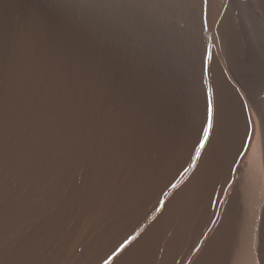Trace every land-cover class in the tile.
Listing matches in <instances>:
<instances>
[{
	"label": "bare ground",
	"instance_id": "1",
	"mask_svg": "<svg viewBox=\"0 0 264 264\" xmlns=\"http://www.w3.org/2000/svg\"><path fill=\"white\" fill-rule=\"evenodd\" d=\"M85 1L94 6L122 9L152 8L158 14L166 16L172 21L171 23L183 25L186 31L192 34L201 33L204 28L208 46L216 37L213 36L216 33L215 19L221 11L224 12L226 8L224 20L222 18V28L225 29L224 24H228L229 27V23L233 24L237 21L233 20L236 19L233 18L236 15L232 17L231 15L234 10L238 12L239 9L242 17L241 14H237L241 20L238 16L237 18L238 22L241 21L243 30L240 29L239 23L233 25L238 24L242 36L247 34L245 35L247 38L252 37L251 42L264 46V0ZM202 7L207 8V17L201 16ZM189 32L188 34H191ZM24 41L22 44L15 43L10 51L0 52V264H103L104 259L126 237L137 232L140 233L137 239L121 254L119 261H115L118 256L114 257L112 264H125L126 262L122 261L130 253L135 256L139 252H145L147 244L158 240L161 243L160 249L150 257V264H190L194 259L192 264L256 263L257 234L254 233L256 212L250 206V204L254 206L253 202L249 204L250 200H248L249 202L246 203L245 199L246 206L243 205L242 213L229 209L231 203L225 210L223 208L225 194L221 195V192L231 174L230 167L242 148L241 145L233 149L229 171L226 172L223 162L228 145L229 148L232 145V136L228 131L231 123L234 122L233 118H236L237 123L239 122L242 111L241 98L229 85L228 80L231 75H228L226 67L221 62L220 66L214 65L215 88L220 102L217 127L213 130L210 144L192 177L173 195L170 193V198L166 202L164 193L171 191L170 182H174L178 173L176 174L177 170L172 168L175 163L172 165V160L165 158L155 146L156 138L153 141L151 137L153 142H150L148 135L139 139L138 144L122 141L119 128L114 127L115 122L108 124L105 120L98 121L97 107L82 99L80 96L82 93L74 91L66 83L67 79L60 76V73L58 75V69L51 68L43 58H40L41 56H38L39 54L30 52L28 41ZM215 41L213 44L216 43ZM236 44L235 42V46ZM208 56H210L209 52ZM204 62L206 71L208 60L204 59ZM232 71L239 86L248 89L249 86L245 84L246 81L248 83L247 74L241 71H237L239 73L236 74L234 70ZM263 88L264 86L261 87ZM258 90L254 94L255 97ZM256 99L254 101L252 98L254 106L258 101ZM262 123L260 122L259 125ZM258 127L262 128V125ZM256 131L260 133L262 130L258 128ZM259 135L258 137L261 136ZM207 136L208 127L204 138L206 139ZM200 145H203V140L200 141ZM196 149L198 155L200 149L199 147ZM181 156L177 157L183 163L185 161L187 163L188 159H183ZM256 188L255 183V194ZM160 200H164L166 204L162 211H157ZM141 224L142 227L145 225L142 229ZM201 244L203 246L197 251V247ZM261 245L264 248V220Z\"/></svg>",
	"mask_w": 264,
	"mask_h": 264
},
{
	"label": "rangeland",
	"instance_id": "2",
	"mask_svg": "<svg viewBox=\"0 0 264 264\" xmlns=\"http://www.w3.org/2000/svg\"><path fill=\"white\" fill-rule=\"evenodd\" d=\"M138 8L139 7H126L124 10L118 7L94 6L91 3H87L85 0H0V52L10 51L16 44H22L25 42L24 40H26V42L28 41V47L31 49L30 52H35L36 55L39 54L38 56H41L40 58H43V61L51 68L58 69V75L61 74L60 76L67 79L66 83H68L74 91L82 93L80 94L82 99L97 107L96 115L98 114V121L104 122L105 120L108 124L109 122L112 124L115 122L114 127L119 128V132L122 135V141H128L127 143L130 142V144H138L139 139L141 140L143 137H148V135L149 139H151L150 142H153L156 138L154 142L155 146L159 148L160 153L165 155V158L172 160V165L175 163L172 168H174L175 171L177 170L176 174L180 169L182 170L183 166H186V161L183 163V161L179 159V156L182 155L181 157H183V159H189V155L193 149L192 147L196 145V141L200 139L202 127L204 138L206 128L211 124L213 101L215 108L214 129L217 127L219 116L218 105L220 102L218 98L219 94L216 92L215 88L214 65L218 64L220 66L222 63L226 67L228 75L232 76H229L230 80H228V83L235 91V94L241 98L240 103L242 111L239 116L240 123H237L235 120L236 118H233L234 122L231 123V129L229 128L228 131V134L232 136V145L230 147L232 150H230L228 145L225 154V161L223 162L226 172L229 171V163L233 149L242 145L246 134L252 136L251 147L247 151V155L243 159H239L238 156L236 158V160L240 161L239 166H235L236 164L234 163L232 166L230 165L229 172L231 174L228 177L230 179L227 178V183L221 192V195L225 194L223 195V198H226L225 200L223 199V208L225 210L228 204L231 203L229 209L232 208L233 212L238 211L239 213H242V210L244 209L243 205L246 206L244 202L246 200V203L250 200L249 204L253 202L252 204L254 206L251 204L250 206L256 212L254 216V218H256V222L254 221L256 223L254 233L257 234H255L256 263L254 264H263L264 255L262 256L261 251L264 248L261 247V244L264 220V133H262L264 130V119H262L264 118V88L261 89V87L264 86V78H262L264 77V50H262L264 46L262 44L256 45V43L252 41L255 43L253 44L250 40L252 37L250 36L247 38V34L245 33H243V35L245 34L246 36H242L240 29H242L243 26H241V21L238 22L239 16L237 15L241 14L240 17H242V13L241 11L239 12V9L238 12L234 10L235 12H232L231 17L236 15L233 17L236 19L233 20L237 21H232L234 22V25L236 22L239 23L240 29L238 24L237 26H234L231 23H229V27L228 24H224V26L226 25L228 28L226 26L225 29L222 28L223 17L225 16L224 13L226 11V8L224 7V12L221 11V14L215 19L217 27L216 25L214 26L216 28V33L214 32L215 34H213V36L215 35L216 37L213 39L216 40V43L213 44V40L209 47L205 40L206 35H204V32L206 30L204 28L201 33L194 32L195 34H192L191 32L186 31L187 29H185L183 25L179 23L177 24L176 22L171 23L172 21L166 16L158 14L156 10H153L152 8ZM202 9L203 12L201 16L207 17V8L202 7ZM239 20L241 19L239 18ZM203 24L204 20L202 22V25ZM232 29L235 30L233 31ZM225 30L226 32H224ZM188 32L191 34H188ZM237 33H241V35H237ZM242 37H244L245 40ZM180 38H182V40ZM234 41L238 45L236 44L235 46ZM234 46L237 49L234 48ZM239 47L242 48V50ZM208 52L210 56H208ZM239 53L241 54L239 55ZM202 59L203 62L201 63ZM204 59H206V61L208 60V66L211 69L207 66V70L205 71ZM254 65H257V67H254ZM230 68L232 69L230 70ZM259 69L262 72H260ZM232 70H234L236 74L240 71L245 75L247 74L249 78L248 83L246 81L245 84L246 86H249L248 89L239 86L235 80V76L233 77L235 74ZM93 78H96V82ZM206 78H208L209 81ZM260 78H262V80ZM259 80L261 82H259ZM185 84H187V86ZM257 90L259 92L256 93L257 96L255 97L254 94ZM252 98L254 101L257 98V105L255 103L254 106ZM260 117H262L261 121L259 120ZM260 122H263L261 124L262 128L258 127L261 126L259 125ZM240 125L243 128H241ZM253 127L256 130H258V128L260 131L262 130L260 132L261 134L256 130L254 131ZM144 131H147L149 134L147 132L144 133ZM258 135L260 137H258ZM151 137L153 138V141ZM202 140L203 139H200V141ZM242 151L243 149L241 148V152ZM228 159L229 161L227 162ZM175 178L177 179L178 175ZM233 182L235 183L233 184ZM255 183L258 188H256L257 195L254 190ZM183 184L179 188H181ZM248 185H250V187ZM258 186H260V188ZM176 190L171 189L167 195L168 197L166 196V202L170 198V193L173 195ZM248 191L252 195L255 194L253 195L254 198ZM255 198L259 200L261 199V201H257ZM166 202L164 203V206ZM258 202L261 205H258ZM256 206L258 209H256ZM144 226L142 227L141 224L140 228L142 229ZM140 228L138 229L140 230ZM149 244L150 246L148 247ZM149 244L146 245L147 250L145 252H139L135 256H132L133 254L131 255L130 253L128 257L121 261L123 263L126 262L125 264H150V257L160 249L161 243L160 240H158L157 242L152 241V243L150 242ZM121 254L115 261L120 260ZM195 258H197V256ZM194 261L195 259L193 262Z\"/></svg>",
	"mask_w": 264,
	"mask_h": 264
},
{
	"label": "snow or ice",
	"instance_id": "3",
	"mask_svg": "<svg viewBox=\"0 0 264 264\" xmlns=\"http://www.w3.org/2000/svg\"><path fill=\"white\" fill-rule=\"evenodd\" d=\"M214 113H215V108H214V101L212 102V118H211V124L208 126V136L207 138H203V127L201 128V136L200 139H203V145H200V139L197 140L196 145L193 146L192 152L189 155L188 162L186 163V166L182 167V170L178 172V178L174 180V182H170V187L173 190L178 189L186 180H189L192 177V174L196 171V169L199 166L200 161L202 160L203 154L206 152L207 146L210 144V137L212 135V131L214 129ZM207 124V120H206ZM252 143V136L249 134H246L245 140L242 144V152H239L238 158L243 159L247 155V151L250 149ZM199 147L200 151L199 154H196V148ZM234 164L236 166H239V160H234ZM179 181V182H178ZM165 196L168 195L167 192L164 193ZM165 201L160 200L159 204L160 207L157 208V211H160L163 206H164ZM140 235L139 232L129 235L126 237L119 245L117 248H115L110 255L107 256L106 259H104L103 264H112V260L114 257L119 256L122 252H124L129 245L132 244L133 241L137 239V237ZM207 237H205L206 239ZM203 245H199L197 247V251L200 250V248Z\"/></svg>",
	"mask_w": 264,
	"mask_h": 264
}]
</instances>
